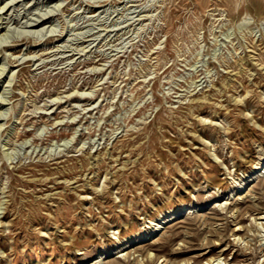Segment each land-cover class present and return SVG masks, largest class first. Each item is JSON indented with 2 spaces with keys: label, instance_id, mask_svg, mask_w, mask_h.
I'll return each instance as SVG.
<instances>
[{
  "label": "rangeland",
  "instance_id": "374dc122",
  "mask_svg": "<svg viewBox=\"0 0 264 264\" xmlns=\"http://www.w3.org/2000/svg\"><path fill=\"white\" fill-rule=\"evenodd\" d=\"M262 158L264 0H0V264H264Z\"/></svg>",
  "mask_w": 264,
  "mask_h": 264
},
{
  "label": "bare ground",
  "instance_id": "6f19581e",
  "mask_svg": "<svg viewBox=\"0 0 264 264\" xmlns=\"http://www.w3.org/2000/svg\"><path fill=\"white\" fill-rule=\"evenodd\" d=\"M84 95H82V96H84ZM201 139H202V143L205 144L204 139L203 138H201ZM263 172H264V158L260 159L258 162H253L252 161V164L250 165V167H248L247 169H245L243 171V173H242V175H243L242 178L243 179H240V181L238 180L237 189L238 190L242 189L244 187V185L248 181H250L251 179H253L256 176H261V174ZM181 199H182V202L178 206H175V207L167 206L165 208L160 207L156 211V213L154 214L155 219H154V221L152 223V227L149 228V230L146 231L144 234H138V233L132 232L133 226H129V228L125 229L124 231L123 230L121 232L118 231L119 237H114V238L111 239V243L109 245L110 246L109 247L110 252H116V251L122 250L119 253L122 252V256L124 257L125 256V251L129 247L135 246L137 244L144 243V242H146L148 240H152L153 241L154 240V236H156L158 233H160L163 230V228L165 227V224L172 222L174 218L177 219V217L179 215H181L185 210H187V211L189 210L190 213H191V211L195 212L194 210H195L196 206H195V203L192 200H189V198H187V197H183ZM258 216H260V217L257 218V219L256 218L253 219L254 220V224H255V226L258 229L261 230V233H263L262 235H264V213L261 214V215H258ZM113 235H116V234L113 233ZM233 236H235V239H237L239 242L240 241H242V243L246 242V240H244L243 237H240V236L237 237L238 236L237 234H233ZM149 237H151V238L148 239ZM262 245L264 247V242L262 243ZM205 254L206 253H202L198 257L200 258L201 256H203ZM100 255H101V257H99L98 259L101 260V262H102V260H105L106 258L103 257V253H101ZM223 255L224 254H221V255H219L216 258H212L210 260V264H231L225 258H222ZM148 256H149L150 259L153 258L152 254H149ZM178 264H195V262L194 263H190V261H183V262L178 263Z\"/></svg>",
  "mask_w": 264,
  "mask_h": 264
}]
</instances>
